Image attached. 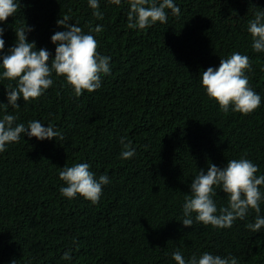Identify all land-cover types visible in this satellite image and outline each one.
<instances>
[{
    "label": "trees",
    "instance_id": "1",
    "mask_svg": "<svg viewBox=\"0 0 264 264\" xmlns=\"http://www.w3.org/2000/svg\"><path fill=\"white\" fill-rule=\"evenodd\" d=\"M174 2L179 18L166 10L168 23L144 30L127 28V0L119 6L99 0L102 20L88 0H19L17 13L0 23V56L15 45L24 20L33 29L27 41L37 51L47 49L51 61V37L64 30L56 22L68 16L86 33L89 23L101 25L103 31L92 35L98 53L111 57V72L94 92L77 97L53 73V86L37 100L21 98L18 109L0 108V119L14 114L25 125L39 120L64 137L39 141L25 135L0 153V264H175L177 249L186 259L207 252L264 264V228L245 226L255 221L254 210L227 229L205 226L194 216L192 227L181 224L184 195L191 194L200 169L223 168L243 156L264 175V53L253 51L247 30L264 0ZM234 51L249 57L245 74L261 97L249 115L224 114L200 83L203 71L218 68ZM9 83L15 85L0 80L5 105ZM123 137L136 151L128 160L120 158ZM76 163H88L97 178L109 177L98 204L60 194L66 186L61 168ZM216 191L217 207H226L227 195ZM65 252L71 260L62 259Z\"/></svg>",
    "mask_w": 264,
    "mask_h": 264
},
{
    "label": "clouds",
    "instance_id": "2",
    "mask_svg": "<svg viewBox=\"0 0 264 264\" xmlns=\"http://www.w3.org/2000/svg\"><path fill=\"white\" fill-rule=\"evenodd\" d=\"M122 0H110L114 5H121ZM129 11L127 28L144 30L156 22L168 23V12L177 18L180 8L174 0H127ZM88 6L93 10L97 20L103 19L99 9V0H88ZM19 0H0V23L13 16L20 9ZM255 8V7H253ZM254 13V19L248 23V32L252 38V49L257 53H264V10L259 8ZM65 16L57 20V26L63 31H57L51 37L56 45L55 56L50 61L51 54L47 49L36 50L35 42H28L27 35L33 29L26 26L23 20L15 30V45L0 56V80L14 81L9 83L7 105L0 103V108L7 111L10 106L18 109L17 101H34L41 97L47 89L53 86V73L56 77H63L65 83L73 89L79 97L85 91L94 92L101 87L102 76L111 72L110 56L98 53V41L92 33H101L103 27L88 25L86 33L76 24L68 21ZM4 29L0 27V53H3L5 41ZM50 61V63H49ZM251 71V61L247 55L234 51L227 58L220 59L219 67H209L200 76L201 87L207 97L214 101L221 112L249 115L261 105V97L249 85V78L245 74ZM19 117L5 114L0 119V153L7 151L9 144L18 143L21 137L27 135L29 139L39 141L64 139L60 131L51 124L44 126L39 120H31L25 125L17 123ZM121 159L128 160L135 156V148L127 137L121 138ZM259 169L251 160L244 158L229 160L223 168L214 164L208 165L205 173L203 169L192 180L190 195H184L182 225L190 228L195 222L217 229H227L236 220H245L250 210L257 214L253 223L245 226L253 232L264 228V216L260 215L261 203L264 201V175H257ZM59 179L66 186L59 189L60 194L68 199L77 196L96 205L103 194V187L107 185L109 177L104 174L98 178L90 171L88 163H76L71 167L64 166L59 172ZM220 188L228 197L226 207H217L214 197L216 189ZM75 243V242H74ZM63 260H71L70 252H65ZM175 264H239L238 260L229 255L221 257L210 253H203L199 258L195 255L186 259L181 250L177 249L172 255ZM12 264H16L15 261Z\"/></svg>",
    "mask_w": 264,
    "mask_h": 264
}]
</instances>
